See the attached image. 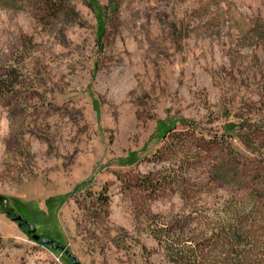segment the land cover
Segmentation results:
<instances>
[{"label": "rangeland", "instance_id": "1", "mask_svg": "<svg viewBox=\"0 0 264 264\" xmlns=\"http://www.w3.org/2000/svg\"><path fill=\"white\" fill-rule=\"evenodd\" d=\"M0 264H264V0H0Z\"/></svg>", "mask_w": 264, "mask_h": 264}, {"label": "water", "instance_id": "2", "mask_svg": "<svg viewBox=\"0 0 264 264\" xmlns=\"http://www.w3.org/2000/svg\"><path fill=\"white\" fill-rule=\"evenodd\" d=\"M0 201L6 202V200L4 199V197L2 195H0ZM1 212L4 214V216L8 217L10 212H12V209L11 208H4ZM10 220L16 221L17 226H20L22 223L26 222V220L22 219L19 214H14V215L10 216ZM25 233L29 234L30 238L33 241H38L40 243V245H49V247L53 250L59 249V250L63 251L64 253H66L64 246L62 244H60L59 242L53 241L52 238H50V237L39 236L38 234H36L35 233V227L32 223L27 224V228L25 230ZM68 257L71 259L72 264H78V261L75 259L73 254L69 253Z\"/></svg>", "mask_w": 264, "mask_h": 264}, {"label": "trees", "instance_id": "3", "mask_svg": "<svg viewBox=\"0 0 264 264\" xmlns=\"http://www.w3.org/2000/svg\"><path fill=\"white\" fill-rule=\"evenodd\" d=\"M4 199L6 200L5 197H4ZM0 205L3 206V209H4V208H10V207L6 206V205H7V200H6V202H2V201H0ZM14 214H15V213L12 211V212H10V214H9L8 217H10V216H12V215H14ZM21 218H22V217H21ZM25 225H27V222L22 223V224L20 225V228L25 229ZM29 236H30V235H29Z\"/></svg>", "mask_w": 264, "mask_h": 264}, {"label": "flooded vegetation", "instance_id": "4", "mask_svg": "<svg viewBox=\"0 0 264 264\" xmlns=\"http://www.w3.org/2000/svg\"><path fill=\"white\" fill-rule=\"evenodd\" d=\"M20 227V226H19Z\"/></svg>", "mask_w": 264, "mask_h": 264}]
</instances>
